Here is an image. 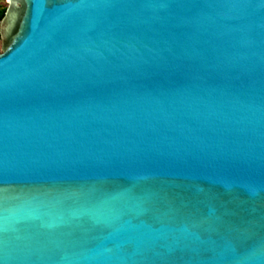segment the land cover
<instances>
[{
	"label": "water",
	"instance_id": "95a60500",
	"mask_svg": "<svg viewBox=\"0 0 264 264\" xmlns=\"http://www.w3.org/2000/svg\"><path fill=\"white\" fill-rule=\"evenodd\" d=\"M0 264H264V0H6Z\"/></svg>",
	"mask_w": 264,
	"mask_h": 264
},
{
	"label": "rangeland",
	"instance_id": "374dc122",
	"mask_svg": "<svg viewBox=\"0 0 264 264\" xmlns=\"http://www.w3.org/2000/svg\"><path fill=\"white\" fill-rule=\"evenodd\" d=\"M6 7V0H0V10H4Z\"/></svg>",
	"mask_w": 264,
	"mask_h": 264
},
{
	"label": "trees",
	"instance_id": "16d2710c",
	"mask_svg": "<svg viewBox=\"0 0 264 264\" xmlns=\"http://www.w3.org/2000/svg\"><path fill=\"white\" fill-rule=\"evenodd\" d=\"M2 13H3V10H0V18H1V16H2Z\"/></svg>",
	"mask_w": 264,
	"mask_h": 264
}]
</instances>
